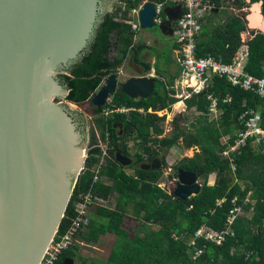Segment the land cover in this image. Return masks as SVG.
<instances>
[{"label": "trees", "instance_id": "1", "mask_svg": "<svg viewBox=\"0 0 264 264\" xmlns=\"http://www.w3.org/2000/svg\"><path fill=\"white\" fill-rule=\"evenodd\" d=\"M235 1L248 7L246 0ZM252 1L254 3L259 0ZM143 3L144 0H117L113 11L105 12L100 17L90 46L79 61L68 69V74L58 75L69 90L66 99L68 103L77 106L90 104L104 81L119 72L131 53L134 62L143 65L146 72L152 69L141 59L147 46L135 42L137 33L131 25L132 10ZM221 4L220 0L216 3L218 8ZM241 9L229 15L222 11L225 14L223 19L219 17V12H211L205 18L203 30L196 39L199 56L211 54L222 58L225 63H231L241 46L242 32L249 30L247 14ZM248 45L249 59L245 70L250 75L262 77L264 34L258 32ZM175 96L176 90L171 87V83L158 79L156 89L148 100L134 101L126 97L121 89L116 92L106 108L113 112L125 109L127 113L117 112L105 119L99 115L106 108L93 110L95 122L89 157L54 241L67 232L77 216L75 205L81 201L79 195L93 194L114 206L96 209V215L105 222L91 217L94 209L90 214L89 227L79 234L78 240L82 238L86 244L92 245L109 234L116 236L115 242L106 262L99 263L93 261V258L83 257L75 245L59 255L54 264H61L67 258L75 262L79 258L84 264H264V177H257L254 182L244 180V187L235 183V176L241 166L248 163L264 164V140L260 143L249 140L246 146L230 152L232 160L222 155V150L232 145L238 133L244 130L239 122L242 114L259 112V126L264 130V99L252 91L232 86L225 78L215 77L200 95L186 102L187 111L196 109L208 115V98L215 97L220 101L219 113L225 123L224 134L229 139L228 145L224 146L220 141L222 133L219 130H182L181 115L173 120L174 133L170 137H163L167 116L159 117V113L172 111V106L179 102ZM227 98L230 102L223 103ZM115 123L123 125V134H120V129L113 128ZM100 141L108 144L106 155L99 146ZM131 142L136 146V152H131ZM175 147L182 150L195 148L198 151L192 156H183L169 166L165 152ZM117 151L126 156H134V163L138 165L129 167L132 172L116 160ZM158 157L163 163L162 168L141 167L143 162ZM102 158L105 160L96 180L97 167ZM169 167L172 168L170 180L178 178V170L181 168L197 171L202 178L201 192L182 201L174 196L176 187L171 193L160 187L164 168ZM212 173H216L214 185L209 183ZM145 192L152 199L149 203L140 199ZM249 193L252 194L250 199L257 200L249 227L235 230L233 236L227 235L220 246L207 243L204 248L200 240L198 248L202 252L201 257L193 260L189 255L188 238L202 226L216 231L226 229L231 212L244 205ZM160 201L162 205H158ZM127 220H137L138 223L143 221L159 229L152 232L140 229L131 237L129 229L124 226ZM236 223L235 218L230 227L234 229ZM175 237H182V240H176ZM223 252L224 255H220Z\"/></svg>", "mask_w": 264, "mask_h": 264}, {"label": "water", "instance_id": "2", "mask_svg": "<svg viewBox=\"0 0 264 264\" xmlns=\"http://www.w3.org/2000/svg\"><path fill=\"white\" fill-rule=\"evenodd\" d=\"M116 1L0 0V264H41L65 217L90 149L72 117L83 114L56 103L69 95L57 76L79 61L100 17ZM246 1L248 28L264 34L263 1ZM164 14L167 19L157 25L156 4L146 1L141 29L159 27L173 37L182 8L166 7ZM120 78L104 81L92 100L95 109L106 107L120 89L131 100H148L157 85L147 76ZM115 158L123 166L133 161L120 151ZM160 163L157 158L141 167ZM201 189L197 171L178 170L176 198L186 201Z\"/></svg>", "mask_w": 264, "mask_h": 264}, {"label": "built area", "instance_id": "3", "mask_svg": "<svg viewBox=\"0 0 264 264\" xmlns=\"http://www.w3.org/2000/svg\"><path fill=\"white\" fill-rule=\"evenodd\" d=\"M146 1H154L156 4L157 25L165 21L166 17L164 10L166 7L181 6L182 8V15L174 25V36L181 51L180 66L182 70V80L190 90L186 97L187 99L200 95L201 92L205 90L209 81L215 77L225 78L232 86L242 90L252 91L257 97L264 99V75L262 77H255L245 70L249 57L248 42L241 41V46L231 63H225L222 58H218L211 54L206 56L198 55L196 39L202 31L205 18L209 16L213 10V6L210 4L209 0ZM142 6L133 9L131 12V25L132 29L136 32L141 29L139 12ZM248 37L250 40L254 38L253 35H248ZM121 74L122 71H119V75ZM208 101L209 112L211 114L218 113L220 101L215 97H209ZM229 102V98L223 101V103ZM107 109L108 113H113L109 108ZM117 112L127 113L128 111L122 109ZM140 112L143 113L142 111ZM239 122L241 126L244 127V130L238 133L232 145L222 150V155L230 157V160H232V157L229 155L230 152L238 151L241 147L246 146L249 140H254L256 143H260L264 140V130L259 126V112H246L239 117ZM106 150L104 151V155H106ZM104 160L105 158H102L97 167L96 180L99 177V172ZM232 169H235V167L232 166ZM79 199H81V201L77 202L75 205L77 216L73 219L72 224L64 235L59 237L58 240L54 241L53 239L41 264H54L59 255L75 246L79 234L85 231L91 223L90 214L92 211L94 209L96 210L98 207H104L107 204V200L94 196L93 194L79 195ZM238 210V208H235L231 212L232 215L227 220L228 226L226 229L216 231L207 226H202L194 235L188 238V246L194 250L193 260H197L201 257L202 252L198 248V242L200 240L204 248H206L207 243H214L220 246L224 243V239L227 235L233 236L230 225L234 221ZM179 238L181 239L182 237H175L176 240Z\"/></svg>", "mask_w": 264, "mask_h": 264}, {"label": "rangeland", "instance_id": "4", "mask_svg": "<svg viewBox=\"0 0 264 264\" xmlns=\"http://www.w3.org/2000/svg\"><path fill=\"white\" fill-rule=\"evenodd\" d=\"M225 1H226V4H225ZM221 3L223 4L221 8H224L225 10L223 11H226L228 15L239 11L238 9L240 8H245L244 5H240L236 3L235 0H222ZM221 15H222L221 18H224L225 14L222 13ZM137 40L139 42H144L147 44L149 43V46H150V48L148 49L149 55L145 56L144 54L143 55L145 56L144 60L153 62L156 65L158 64V66H161L159 70V74L161 75L166 74L167 69L165 70L163 67H167V63H169V55L171 54L173 57V53H174L173 45L175 44V37H169V38L165 37L161 33L159 27H156L153 29H140L137 32ZM157 42H161L165 44L166 46L158 47ZM176 56L177 54H175L174 56L175 61H176ZM155 60H157V63H155ZM124 67H125L126 76L125 77L123 76L120 78L121 82L128 79L127 76L130 77L131 75H138L137 72L130 69L129 60H127ZM178 89L180 90V88ZM181 95H182V90H180L178 98L179 100L185 101V104H186V102L190 99H186V96H187L186 95L185 100H184V96H181ZM57 103L66 104L72 110L78 111L81 114L87 116L91 125L94 124L95 116L93 115V109L90 107L89 104H86L84 106L70 105L66 100H58ZM181 107H182V104H178V105L175 104L172 106V111L170 113H168L167 111L159 113L160 114L159 117L167 116L166 122L164 124L165 133L163 137H170L174 133L173 120L175 117L181 115L183 116V119L180 123V127L182 130L187 131V132H193L199 129L201 130L208 129L210 131L219 130L222 133L221 139H220L222 145L224 146L228 145L229 139L226 138L227 135L224 134L225 123H224V120L221 118V113H217V114L210 113L208 115H204L198 112L196 109H193L191 111H187L186 109L185 111H182L180 109ZM88 137L89 138L88 139L86 138L84 142L87 147V151L91 148L90 147L91 138L90 136ZM130 145L133 146V143H131ZM100 146L104 151L107 149V143L103 141H101ZM196 151L198 150H196L195 148H192L186 151L185 150L181 151L178 147H175L172 150L165 152L166 160L168 162V165L170 166V165L175 164L185 155L192 156ZM127 170L129 172H132V168H127ZM170 173H172V168H164V175H163V178L160 180V187H162L163 189H166L169 193H171L174 187H176V182L178 180V178L176 180H170L169 179ZM215 177H216V173H212L210 175L209 177L210 185H212V183L214 182ZM257 177H261V178L264 177V164L257 165V163H248L240 167L239 173L236 174L235 176V183H237V185H240L241 187H244V180L248 182H254V181H257ZM251 195L252 194L249 193L247 195V199L244 205L238 208L239 209L238 213L235 216L237 223L234 229L231 228L232 232H235V230L241 231L245 227H249V220L252 219L253 214H254V207L257 204V200L250 199ZM140 199L145 200L147 203L152 201V199L148 197L147 192L142 194L140 196ZM158 205H162V201L158 202ZM105 206L113 207L114 205H112L111 203H108ZM91 217L96 221H102V222L106 221L104 219H99L98 215H96L95 213H93ZM124 226L127 229H129L131 237L134 236L140 229H142L144 232L158 231L159 229V227L156 225L148 224L143 221L138 223L137 220L136 221L127 220ZM115 238L116 236L114 235L111 236L108 234L101 238L102 241L100 243H93L91 246H88V244L85 243V240L81 238L80 240L77 241L76 245L78 246V249L80 250V254L83 257L93 258L94 259L93 261L103 263V262H106V260L108 259L111 253V249L115 242ZM193 252H194L193 248L190 247L189 255L192 257V259H193ZM220 255H224V252L221 253ZM220 259L221 257L219 258V261ZM262 262H264V259L262 260ZM76 264H84V263L81 259L78 258L76 260Z\"/></svg>", "mask_w": 264, "mask_h": 264}, {"label": "crops", "instance_id": "5", "mask_svg": "<svg viewBox=\"0 0 264 264\" xmlns=\"http://www.w3.org/2000/svg\"><path fill=\"white\" fill-rule=\"evenodd\" d=\"M210 1V4L213 6V10H212V12H215V9H218V12H219V17L221 18L222 17V11L224 10V8H221V6H220V8H218L217 7V5H216V3H217V1L215 0V1H212V0H209ZM146 3V0H144V3L142 4V5H144ZM246 3H247V1H246ZM225 4H226V1H225ZM141 5V6H142ZM221 5H223V4H221ZM140 7V6H139ZM171 7H175V6H171ZM249 9H250V5L248 4V7H245V8H242L240 11H242V12H245L246 14H248L249 13ZM234 11V10H233ZM218 12H215V13H218ZM235 12V11H234ZM235 13H238V11L237 12H235ZM224 14V13H223ZM165 17H166V19H167V16L165 15ZM208 17V16H207ZM224 18H225V16H224ZM165 19V20H166ZM221 19H223V18H221ZM175 23H176V21L175 22H173L172 23V29H173V31H174V25H175ZM248 26V25H247ZM249 29V28H248ZM202 30H203V25H202ZM138 32V31H137ZM136 32V33H137ZM202 32V31H201ZM258 30H251V29H249V30H247V31H245V32H242V34H241V41L242 42H249L250 41V39H249V37H248V35H253L254 37L256 36V34H258ZM201 34V33H200ZM165 36V35H164ZM165 37H167V38H169L168 36H165ZM173 37H175L174 35H173ZM135 42H137V43H139V44H145L146 46H147V48L144 50V52L142 53V55H141V59H142V61L144 62V63H146V64H149L150 66H152V69H150L148 72H146L145 70H144V67H143V65H141V64H136L135 62H134V60H133V54L131 53L130 55H129V57L127 58V60H129V67H130V69L131 70H134L135 72H137V74L138 75H131L130 77H128L127 76V78L128 79H130L131 77H139V75L140 76H147V77H152V78H155V79H157V83H158V79H160V80H163L165 83H171V87L173 88V89H175L176 90V96H175V98L179 101L178 103H176L177 105L178 104H182V107L180 108L182 111H185L186 109H187V105L185 104V101H183V100H179V98H178V96H179V92H180V90H182V95L181 96H184V100H185V96L187 95L188 96V94H189V92H190V90L187 88V86L185 85V83H184V81L182 80V70H181V66H180V56H181V51H180V48H179V46H178V44L176 43V41H175V44L173 45V57H172V55L170 54L169 55V63H167V67H163V65H162V67L166 70V74H164V75H161V74H159V70H160V67L161 66H158V64L156 65V64H154L153 62H149V61H145L144 60V57L146 56V55H149V51H148V49L150 48V46H149V43L147 44V43H144V42H139L138 40H137V34H136V37H135ZM241 42V43H242ZM157 46L158 47H163V46H166L165 44H163V43H161V42H157ZM145 54V56H143ZM175 54H177V56H176V61H175V59H174V56H175ZM150 55H152V54H150ZM159 57V56H158ZM178 58V59H177ZM174 59V60H173ZM248 59H249V57H248ZM127 62V61H126ZM125 62V63H126ZM248 62V61H247ZM155 63H157V60H155ZM119 71H122V74L120 75V77H125L126 75H125V67L123 66L122 68H120L119 69ZM117 74H119V72L117 73ZM264 75V74H263ZM128 79H126V80H128ZM178 88H180V90L178 89ZM186 96V97H187ZM187 99V98H186ZM218 113H219V111H218ZM215 114H217V113H215ZM160 115V114H159ZM164 136V135H163ZM131 143H133V142H131ZM226 144H227V142H226ZM225 144V145H226ZM130 145V144H129ZM134 145V144H133ZM179 148V147H178ZM180 149V148H179ZM172 150V149H171ZM181 151H184V150H182V149H180ZM189 150V149H188ZM186 151V150H185ZM185 156H188V155H185ZM125 167H127V168H129L130 166H125ZM170 168V167H169ZM215 179H216V177H215ZM214 182H215V180H214ZM214 182L212 183V185H214ZM176 185H177V183H176ZM108 203H110V202H108L107 201V204ZM113 203L115 204V201H113ZM104 207H107V206H104ZM95 214H96V210H95V212H94ZM112 236V235H111ZM102 241V239L100 240V242ZM99 242V243H100ZM88 246H91V245H88Z\"/></svg>", "mask_w": 264, "mask_h": 264}, {"label": "flooded vegetation", "instance_id": "6", "mask_svg": "<svg viewBox=\"0 0 264 264\" xmlns=\"http://www.w3.org/2000/svg\"><path fill=\"white\" fill-rule=\"evenodd\" d=\"M216 1H218V0H216ZM220 1H222V0H220ZM57 78H58V76H57ZM58 80L59 81H61L62 82V80L61 79H59L58 78ZM63 83V82H62ZM64 84V83H63ZM111 102V101H110ZM109 102V103H110ZM90 105V107L94 110L95 108L93 107V105H92V102L89 104ZM107 107V106H106ZM106 107H104V108H106ZM104 108H102V109H104ZM107 108L103 111V113L102 114H100L99 115V117L101 118V117H103V118H105V119H109V118H111V116L114 114V113H117V111L116 112H113V113H108L107 112ZM121 114H124V113H122L121 112ZM72 117H74V119H75V121L77 122V124H78V126H79V129L82 131V133L84 134V136L88 139L89 137L88 136H90V138H91V135H92V128H93V125H91V123L89 122V120H88V117L87 116H83V115H79V114H72ZM113 128L114 129H120V134H123V125L122 124H118V123H115L114 125H113ZM100 144H101V141H100ZM131 144V143H130ZM108 145V144H107ZM100 146V145H99ZM130 148H131V152H136V146H131L130 145ZM126 156V155H125ZM129 157H131L132 159H133V161H132V163L129 165V166H131V165H135V166H137L138 164H135L134 163V156L132 155V156H129ZM159 158V157H158ZM155 159H157V158H155ZM154 159V160H155ZM160 159V158H159ZM154 160L153 161H145V162H143L142 164H144V163H146V164H153V162H154ZM160 161H161V159H160ZM141 164V165H142ZM160 165H161V167L160 168H162L163 167V163H162V161H161V163H160ZM150 168H153V169H159V168H154V167H150ZM150 168H148V169H150ZM199 180L201 181L202 180V178H200L199 177ZM201 183H202V181H201Z\"/></svg>", "mask_w": 264, "mask_h": 264}, {"label": "bare ground", "instance_id": "7", "mask_svg": "<svg viewBox=\"0 0 264 264\" xmlns=\"http://www.w3.org/2000/svg\"><path fill=\"white\" fill-rule=\"evenodd\" d=\"M180 106V105H179Z\"/></svg>", "mask_w": 264, "mask_h": 264}]
</instances>
